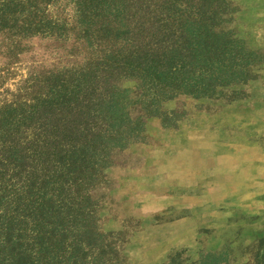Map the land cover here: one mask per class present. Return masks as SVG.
I'll list each match as a JSON object with an SVG mask.
<instances>
[{
	"label": "trees",
	"instance_id": "trees-1",
	"mask_svg": "<svg viewBox=\"0 0 264 264\" xmlns=\"http://www.w3.org/2000/svg\"><path fill=\"white\" fill-rule=\"evenodd\" d=\"M27 2L36 16L24 33L73 36L77 51L0 99V264H104L94 193L147 120L168 122L164 101L227 84L215 78L228 75L230 42L216 31L226 0ZM0 33L20 47L21 0H0Z\"/></svg>",
	"mask_w": 264,
	"mask_h": 264
},
{
	"label": "rangeland",
	"instance_id": "rangeland-1",
	"mask_svg": "<svg viewBox=\"0 0 264 264\" xmlns=\"http://www.w3.org/2000/svg\"><path fill=\"white\" fill-rule=\"evenodd\" d=\"M226 4L216 31L230 42L228 75L215 78L227 84L212 96L164 101L168 122L147 120L142 142L94 193L90 221L108 244L96 251L104 264H201L208 255L264 264V0ZM31 6L21 0L18 49L0 33L1 100L74 62L73 36L53 45L24 33L36 16Z\"/></svg>",
	"mask_w": 264,
	"mask_h": 264
}]
</instances>
